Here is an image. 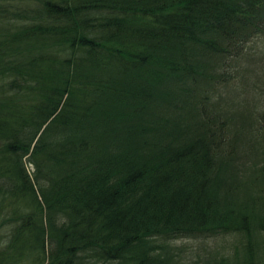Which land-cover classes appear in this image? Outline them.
<instances>
[{"label":"trees","instance_id":"trees-1","mask_svg":"<svg viewBox=\"0 0 264 264\" xmlns=\"http://www.w3.org/2000/svg\"><path fill=\"white\" fill-rule=\"evenodd\" d=\"M262 31L264 0H0V264H264V89L221 97Z\"/></svg>","mask_w":264,"mask_h":264},{"label":"rangeland","instance_id":"rangeland-1","mask_svg":"<svg viewBox=\"0 0 264 264\" xmlns=\"http://www.w3.org/2000/svg\"><path fill=\"white\" fill-rule=\"evenodd\" d=\"M232 73L230 86L221 89V97L228 101L223 107L228 111L239 108H242V112L246 109L255 111V103L263 96L264 89V31L245 43L244 51L237 57L236 69ZM232 241L231 235L182 236L171 238L169 244L172 251L177 253L178 264H192L212 258L219 252H229Z\"/></svg>","mask_w":264,"mask_h":264}]
</instances>
